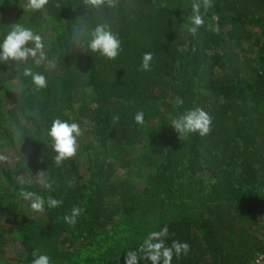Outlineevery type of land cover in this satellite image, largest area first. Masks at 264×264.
<instances>
[{
    "label": "trees",
    "instance_id": "1",
    "mask_svg": "<svg viewBox=\"0 0 264 264\" xmlns=\"http://www.w3.org/2000/svg\"><path fill=\"white\" fill-rule=\"evenodd\" d=\"M84 2L32 11L27 0H0V36L31 27L56 64L21 66L46 75L42 90L0 64V264H32L34 250L53 264H123L164 226L167 244H190L172 264H253L264 254V0H211L195 36L194 0L91 11ZM79 17L119 34L115 60L75 47ZM145 52L154 55L147 72ZM194 107L210 113L212 130L181 139L171 121ZM54 118L82 129L77 154L59 166L46 137ZM22 189L62 203L35 213ZM73 207L84 211L69 225Z\"/></svg>",
    "mask_w": 264,
    "mask_h": 264
},
{
    "label": "clouds",
    "instance_id": "2",
    "mask_svg": "<svg viewBox=\"0 0 264 264\" xmlns=\"http://www.w3.org/2000/svg\"><path fill=\"white\" fill-rule=\"evenodd\" d=\"M49 0H27L26 7L32 11L43 10ZM118 0H85L84 7L91 11L104 7L116 8ZM59 6V5H58ZM212 6L211 0H194L191 6V15L188 17V32L193 36L197 35L200 28L205 24V14ZM76 21V20H75ZM75 35L73 43L77 49L85 53H96L108 60H115L122 52V41L119 34L107 22L96 23L89 27V19L79 17L75 23ZM46 44L40 34L31 27L21 23L11 24L6 32L0 36V64L10 65L9 69L14 71L13 78L30 79V82L37 90L45 89L48 86L46 75L34 71L32 67L21 66L31 58L36 66L43 65L45 71H52L56 64L48 57ZM87 49V51L85 50ZM154 55L152 52H145L142 55L139 70L151 71ZM134 122L137 125L145 123V113L138 111L134 115ZM213 117L203 108L194 107L184 111L176 119L171 121V126L181 139H187L194 134L206 137L212 130ZM82 129L79 123L69 122L61 118H54L51 125L46 129V137L50 142L51 150L55 153L54 161L57 166L64 161L74 157L78 152V138ZM18 138L22 133H17ZM49 147L48 144H45ZM7 157L0 156V160ZM24 183V180H21ZM44 187L51 189V183L45 181ZM19 197L29 203L31 210L35 213H43L46 208L53 209L61 205L62 201L53 196L38 195L36 192L22 189ZM84 209L73 207L70 214L64 216L69 225H75ZM169 237L167 226L159 231H152L147 234L142 243L136 248H130L124 255L123 264H141L147 261L148 264H172L173 258L186 256L190 251L188 242L173 240L169 245L166 243ZM32 264H53L52 258L47 254H41L34 250Z\"/></svg>",
    "mask_w": 264,
    "mask_h": 264
},
{
    "label": "built area",
    "instance_id": "3",
    "mask_svg": "<svg viewBox=\"0 0 264 264\" xmlns=\"http://www.w3.org/2000/svg\"><path fill=\"white\" fill-rule=\"evenodd\" d=\"M253 264H264V254L260 255L257 259H255Z\"/></svg>",
    "mask_w": 264,
    "mask_h": 264
}]
</instances>
